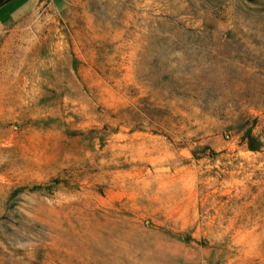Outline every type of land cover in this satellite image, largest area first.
<instances>
[{
	"label": "rangeland",
	"instance_id": "rangeland-1",
	"mask_svg": "<svg viewBox=\"0 0 264 264\" xmlns=\"http://www.w3.org/2000/svg\"><path fill=\"white\" fill-rule=\"evenodd\" d=\"M7 54L0 264H264V0L34 1Z\"/></svg>",
	"mask_w": 264,
	"mask_h": 264
},
{
	"label": "bare ground",
	"instance_id": "bare-ground-1",
	"mask_svg": "<svg viewBox=\"0 0 264 264\" xmlns=\"http://www.w3.org/2000/svg\"><path fill=\"white\" fill-rule=\"evenodd\" d=\"M16 65V58L8 54L5 56V60L0 62V86L4 104L14 103L13 99L17 93V86L14 81Z\"/></svg>",
	"mask_w": 264,
	"mask_h": 264
},
{
	"label": "crops",
	"instance_id": "crops-1",
	"mask_svg": "<svg viewBox=\"0 0 264 264\" xmlns=\"http://www.w3.org/2000/svg\"><path fill=\"white\" fill-rule=\"evenodd\" d=\"M16 1L19 0H10L0 7V32L4 27H6V25L13 21L16 16L27 12L31 7L32 2L35 0H28V5H25L24 3L18 4L14 9L6 10L10 3H15Z\"/></svg>",
	"mask_w": 264,
	"mask_h": 264
},
{
	"label": "trees",
	"instance_id": "trees-1",
	"mask_svg": "<svg viewBox=\"0 0 264 264\" xmlns=\"http://www.w3.org/2000/svg\"><path fill=\"white\" fill-rule=\"evenodd\" d=\"M8 1H10V0H4V1L1 0L0 1V7L2 5H4L5 3H7ZM246 140H247L248 148L251 151H258L261 149L262 144L255 139V137L251 134V132H249V134H247Z\"/></svg>",
	"mask_w": 264,
	"mask_h": 264
},
{
	"label": "built area",
	"instance_id": "built-area-1",
	"mask_svg": "<svg viewBox=\"0 0 264 264\" xmlns=\"http://www.w3.org/2000/svg\"><path fill=\"white\" fill-rule=\"evenodd\" d=\"M35 1H37V2H38V1H49V0H35Z\"/></svg>",
	"mask_w": 264,
	"mask_h": 264
}]
</instances>
